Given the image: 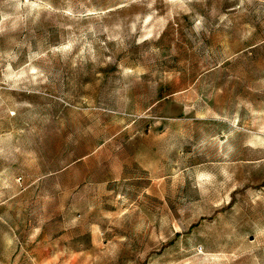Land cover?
Wrapping results in <instances>:
<instances>
[{"label": "rangeland", "instance_id": "374dc122", "mask_svg": "<svg viewBox=\"0 0 264 264\" xmlns=\"http://www.w3.org/2000/svg\"><path fill=\"white\" fill-rule=\"evenodd\" d=\"M0 264H264V0H0Z\"/></svg>", "mask_w": 264, "mask_h": 264}]
</instances>
